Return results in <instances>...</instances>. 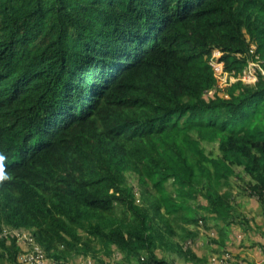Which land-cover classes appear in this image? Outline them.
I'll return each mask as SVG.
<instances>
[{"label": "trees", "instance_id": "16d2710c", "mask_svg": "<svg viewBox=\"0 0 264 264\" xmlns=\"http://www.w3.org/2000/svg\"><path fill=\"white\" fill-rule=\"evenodd\" d=\"M215 49L235 77L264 62V0H0V231L31 230L54 264H171L156 250L179 235L197 264L201 230H239L236 204L264 203V76L208 95Z\"/></svg>", "mask_w": 264, "mask_h": 264}, {"label": "rangeland", "instance_id": "374dc122", "mask_svg": "<svg viewBox=\"0 0 264 264\" xmlns=\"http://www.w3.org/2000/svg\"><path fill=\"white\" fill-rule=\"evenodd\" d=\"M220 55L221 52H219L217 49L213 51L212 56L216 59L218 56L220 57ZM259 72L264 76V62H262L261 60L251 59L247 67L243 70L241 79L245 83L253 85L257 79V75ZM216 77V86L208 92V95H211L212 92L216 89L219 95L225 96L226 88L237 80L236 77H233L230 74H221L220 72L216 73ZM201 144L207 155L216 156L218 154L219 150L217 141H203ZM235 170L240 175H245L244 170L241 166L236 167ZM247 179L248 176L245 175V180ZM241 183H245V181H241ZM127 184L133 188L136 198L138 199V201H140L141 204L143 203V201L145 204L150 201V199H148V194L150 195L149 197L154 201L153 189L139 183L137 181V177H135V175L131 172L127 173ZM234 190H236L235 187ZM145 192L147 194H145L144 196L143 193ZM236 192L238 194L240 193L239 190H236ZM144 197L147 198V203L144 200ZM244 199L247 200L248 203L243 200L241 202V205L240 203L236 204L237 208L240 209V211H238L237 213H240L238 214V216L242 226H240L239 230H235V227H231L229 233L227 234V237L225 236L226 233H224L225 235L223 234V243L215 242L207 232H203L202 230L200 231V236L193 243L194 249L197 251V255L201 258L200 262H197V264H264V242L263 240H261V238L263 237L260 238L259 236V231L263 230L262 227L264 226L261 227L253 225L258 222H264V203H252L248 199V197H245ZM240 200L241 198L239 199V202ZM246 211L250 213L249 218H251V220H247L246 218H244L246 217ZM245 222L250 224L245 231H242V229L244 228L243 225L246 224ZM211 226H213V224H211ZM19 229H22L27 237L32 238V241L36 242L31 230L26 228ZM193 229H195L196 231L200 230L199 227ZM177 231L179 233V230ZM261 232L264 233V231ZM171 240L179 244L181 252L177 251L175 248H172L170 245H164L162 248L156 250L157 255L167 258L170 262H172L171 264H191L189 261L185 260V258H188V255L186 254V247L188 245H192L191 241H189V239L184 241L183 238L179 237V235H173L171 237ZM89 243L91 244V247H94L95 250H100V244L96 240H89ZM20 245L22 247V251L18 254V264H24L20 259L23 256L24 252L26 250H29L27 248H30L31 245L22 241H20ZM117 253L118 252L115 251L110 258L105 259L109 262L108 264H114L115 261L120 260L124 261L125 257H122L120 254L117 255ZM226 253L229 254V257H232L229 262L220 260ZM3 254L6 255V250L0 245V264L6 263V259L3 257ZM66 263L95 264L91 258L83 257L82 255L69 258ZM58 264H64V261L61 260Z\"/></svg>", "mask_w": 264, "mask_h": 264}, {"label": "clouds", "instance_id": "9594fccd", "mask_svg": "<svg viewBox=\"0 0 264 264\" xmlns=\"http://www.w3.org/2000/svg\"><path fill=\"white\" fill-rule=\"evenodd\" d=\"M254 48H255V46H254V44H251V52L253 53L254 52ZM219 51V50H218ZM220 52V51H219ZM212 55H213V52H212ZM210 56V58H209V64H210V66L212 67V69H213V72H214V75H215V77H216V73H221V74H230V75H232L233 77H235L232 73H229V72H227L226 70H225V68H224V64H223V62L222 61H220L219 60V56L217 57V59L215 58V57H213V56ZM255 58L257 59V56H255ZM255 59V60H256ZM250 62V61H249ZM249 64V63H248ZM214 65L215 66H218V69H215V67H214ZM247 67V66H246ZM245 67V68H246ZM244 68V69H245ZM243 72V71H242ZM241 76H242V73L241 74H239L237 77H236V79L237 80H241V81H243L242 79H241ZM217 78V77H216ZM256 81H257V79H256ZM255 81V82H256ZM217 83V82H216ZM243 83H245L244 81H243ZM245 84H247V83H245ZM216 86V85H215ZM215 88V87H214ZM210 90H212V89H210ZM209 90V91H210ZM208 91V92H209ZM214 91H216V89L214 90ZM213 91V92H214ZM212 92V93H213ZM208 94V93H207ZM219 95V94H218ZM224 96V95H223ZM217 143H218V141H217ZM218 150H219V148H218ZM219 153V152H218ZM5 159H6V157L3 155V154H0V178H4V172H3V169H4V161H5ZM15 238L16 239V241L20 244V241H22V242H24V243H28L29 245H31L30 246V248H27V249H29V250H26L25 252H24V254L25 253H27V252H30V251H32L33 250V248L34 247H38L41 251H42V254H43V256H44V259H45V262H46V264H54V262H52L50 259H48L47 257H46V255H45V253H44V250L42 249V247L39 245V244H37L36 242H34V241H32V238H30V237H27V235L23 232V230L22 229H19V228H13V227H8V226H5L4 228H2V230L0 231V239H11V238ZM8 239V240H9ZM23 254V255H24ZM21 262H23L24 264H27V263H25L24 262V260H22V257H21Z\"/></svg>", "mask_w": 264, "mask_h": 264}, {"label": "built area", "instance_id": "2783aa9c", "mask_svg": "<svg viewBox=\"0 0 264 264\" xmlns=\"http://www.w3.org/2000/svg\"><path fill=\"white\" fill-rule=\"evenodd\" d=\"M215 69H218V66H215ZM229 258V254H225L220 260H227ZM22 260H24L27 264H46L42 251L38 247H34L32 251L25 253L22 256Z\"/></svg>", "mask_w": 264, "mask_h": 264}]
</instances>
